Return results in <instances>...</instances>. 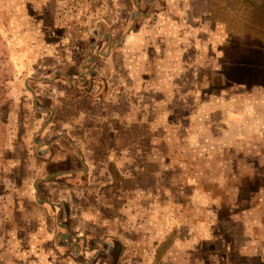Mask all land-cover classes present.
<instances>
[{
    "label": "rangeland",
    "instance_id": "rangeland-1",
    "mask_svg": "<svg viewBox=\"0 0 264 264\" xmlns=\"http://www.w3.org/2000/svg\"><path fill=\"white\" fill-rule=\"evenodd\" d=\"M0 152V264H264V0H0Z\"/></svg>",
    "mask_w": 264,
    "mask_h": 264
},
{
    "label": "crops",
    "instance_id": "crops-1",
    "mask_svg": "<svg viewBox=\"0 0 264 264\" xmlns=\"http://www.w3.org/2000/svg\"><path fill=\"white\" fill-rule=\"evenodd\" d=\"M37 46H39L38 44H37ZM31 79H28V78H25V79H23L22 81H20V82H22V85L24 86V85H27L28 87H29V85H31ZM34 83V82H33ZM33 89H34V87H33ZM37 96V95H36ZM36 130V129H35ZM33 131V132H35L34 134H33V139H34V142L36 143V145L34 146V148H36L37 146H39V145H41V146H43L44 147V149H45V153H47V154H45L44 155V157H48V154H50V153H53V149H54V147L52 146L53 145V140L51 141V140H47V139H44L45 137H41V140L39 141V140H37V138H38V135H41V136H44V132L45 133H48L49 132V129L48 128H46V129H40V130H38L37 132L36 131ZM37 133V134H36ZM29 137H30V135H28ZM32 136V135H31ZM62 139V137H60V138H58V141L59 140H61ZM27 148L29 149V152L27 153L28 154V156H27V159L28 160H35L34 158L35 157H38V159H39V156H40V153L38 152V151H36L37 153L35 154V152H34V150L32 151V150H30V148L27 146ZM36 155V156H35ZM33 156H34V158H33ZM7 156L5 155H2L1 154V152H0V178L2 177V175H3V167H6V164H7ZM29 165V170L32 168V165L29 163L28 164ZM8 167V166H7ZM66 175V174H65ZM37 181H39V178H37V179H35L34 180V182H33V184L34 185H37ZM37 187V186H36ZM41 195V191L38 189V192L36 193V196L34 195V199L35 198H37L38 199V196H40ZM36 199V200H37ZM46 201V200H45ZM45 204H43L42 206L43 207H45V206H48V208H49V210L52 212V214H54V212L56 211V210H54V208H52L53 206L55 207L56 205H54V204H56L55 202H50L49 200H48V202H44ZM49 203H52V204H49ZM40 205V204H39ZM53 205V206H52ZM56 207H58V206H56ZM63 208H64V211H66V209H65V207H64V205L62 206ZM60 213V211H58V214ZM68 227V228H67ZM71 227L70 226H66V230H68V229H70ZM71 231V230H70ZM67 232V231H66ZM72 233V232H71ZM63 234V233H62ZM76 236L74 237V234L73 235H70V237H71V239L73 238V240L75 241L74 243H77V245H80V250H79V255H81V259H82V255H83V253H84V251L82 250V248L83 247H86V245H88V243H89V241H92L93 242V245H92V249H91V251H93L94 253H93V257H92V259H91V262L89 261V262H87L86 264H91L93 261H95V260H97V261H99L100 260V256H104V255H106L107 257H109L110 258V254L112 253V254H116L117 253V249L116 248H113V243L111 244V242L108 240V239H106V240H102V239H100V238H98L97 236H94V238L92 237V236H89V235H86V234H83V233H79V234H75ZM106 238H108V237H106ZM60 239H62V241L64 242L65 240L61 237ZM108 240V241H107ZM66 242V241H65ZM83 246V247H82ZM76 247V246H75ZM77 247V248H78ZM106 250H105V249ZM84 249V248H83ZM103 249L106 251H104V252H102L103 251ZM102 250V251H101ZM98 256H99V258H98ZM90 260V259H89ZM87 261V256H86V259H85V261H83V262H81V260H79V262L80 263H84L85 264V262ZM98 263V262H97ZM100 264H102L101 262H99ZM110 264V263H109Z\"/></svg>",
    "mask_w": 264,
    "mask_h": 264
},
{
    "label": "flooded vegetation",
    "instance_id": "flooded-vegetation-1",
    "mask_svg": "<svg viewBox=\"0 0 264 264\" xmlns=\"http://www.w3.org/2000/svg\"><path fill=\"white\" fill-rule=\"evenodd\" d=\"M40 146V145H39ZM38 146V147H39ZM41 149H44V147H41ZM41 149L40 148H37V150L36 151H38V152H40L41 151ZM38 182V181H37ZM37 186V185H36ZM38 192V188L36 187V190H35V196H36V193ZM37 198H35V200H36ZM36 202H37V204H40V205H43V204H45L44 202H48V200H46L45 201V199H42V198H40V196H38V199L36 200ZM49 204H52V203H49ZM53 206V205H52ZM54 207V206H53ZM59 224V223H58ZM62 238L65 240V241H67V243H69V245H74V243H73V241H71L72 239H71V237L70 236H68L66 233H63V236H62Z\"/></svg>",
    "mask_w": 264,
    "mask_h": 264
}]
</instances>
